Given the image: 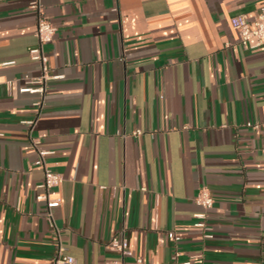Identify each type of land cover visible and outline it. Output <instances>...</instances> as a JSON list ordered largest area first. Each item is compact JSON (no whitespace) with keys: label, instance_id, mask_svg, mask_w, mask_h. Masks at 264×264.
<instances>
[{"label":"crops","instance_id":"1","mask_svg":"<svg viewBox=\"0 0 264 264\" xmlns=\"http://www.w3.org/2000/svg\"><path fill=\"white\" fill-rule=\"evenodd\" d=\"M41 1L63 77L39 109L20 91L40 74L37 14L0 0V264H53L60 246L76 264H264V46L231 22L264 0ZM32 138L64 177L52 209Z\"/></svg>","mask_w":264,"mask_h":264},{"label":"built area","instance_id":"2","mask_svg":"<svg viewBox=\"0 0 264 264\" xmlns=\"http://www.w3.org/2000/svg\"><path fill=\"white\" fill-rule=\"evenodd\" d=\"M29 8L36 12V37L37 44L29 48V54L32 61L37 62L40 66V74L37 76L26 75L24 77L26 85L21 88V92L36 93L38 99L34 102V105L41 109L47 98L49 84L52 80L60 79L63 74L54 72L49 66V60L46 54L45 46L53 40L56 32V27L44 16L43 6L41 0H29ZM233 28L239 33L241 43L244 46H248L251 40H255L254 47L264 46V7L255 12L253 17L247 15H237L231 20ZM32 127L33 121L28 122ZM249 126L253 125L258 127L259 124L248 123ZM140 134L141 131H136ZM33 144L37 147L38 157L35 160L36 165H40L44 169L45 179L41 187L44 189L43 193L37 195V199L45 200L49 209H52L60 204L59 199L51 198V188L58 186L64 180V177L60 173L54 172L47 164V156L51 153L49 150L41 148L40 140L38 138H32ZM196 203L203 207L204 211L195 214L197 221L194 223L196 227L203 229L204 237L209 238L212 236L211 227L208 224V211L213 207L214 198L211 191L202 187L196 196ZM51 216V213H50ZM60 238V236H58ZM176 240H180V236H176ZM109 247L117 250L120 253L127 255L131 251L128 248L126 240L119 241L114 238ZM180 253H177L174 257L175 264H204L203 254H193L185 260H179ZM138 261H140L138 259ZM53 264H76V260L73 256L65 252L63 246L59 247L58 253L54 258Z\"/></svg>","mask_w":264,"mask_h":264}]
</instances>
